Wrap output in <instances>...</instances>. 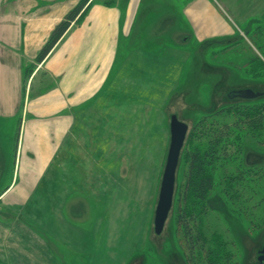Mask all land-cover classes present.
<instances>
[{"label": "rangeland", "instance_id": "obj_1", "mask_svg": "<svg viewBox=\"0 0 264 264\" xmlns=\"http://www.w3.org/2000/svg\"><path fill=\"white\" fill-rule=\"evenodd\" d=\"M127 1L91 0L63 41L72 36L75 42H80L82 27L88 23L94 33L98 32L100 20L90 18L94 12L96 16L101 11L117 9L123 24ZM176 1L174 7L183 23L182 27L178 26V34L165 32L162 27L154 33L141 34L137 19L131 25L130 34L124 35L122 29L120 35H113L107 54L88 50L86 45L66 51L62 42L52 50L47 62L36 61L26 69L31 115H22L17 125L0 119L3 124L0 196L12 181L8 176L13 161L22 155L23 121L41 123V138L54 137L48 132L51 127L42 122H54L56 114L47 111L48 118L44 119L43 105L39 106V102L47 95V105L52 104L54 98L49 95L61 85L64 75L70 74V68L60 67L61 61L71 60L73 56L80 64L92 61L86 68L87 75L103 68L107 70L106 64L102 68V61H107L109 66L106 77L99 82L95 79L93 87L85 84L89 90H98L92 94L85 92L86 97L78 108H66L61 113L63 119H70L67 121L70 129L59 132L55 138L74 141L76 155L72 164L64 166L67 175L63 182L55 179L54 173L48 174L26 205H0L2 219L10 220L11 226L17 225L14 229L6 228L8 243L14 244L9 247L13 264H25L26 255L34 257L27 254L30 248L25 247V236L30 237V233L22 222L28 219L37 221L34 229H45L47 241L59 253L54 254L59 264H193L189 256L193 253L177 224V205L187 178L185 157L190 134L204 114L212 119L211 115L221 113L219 120L233 121V114H222L224 108L237 101L228 98L232 91L250 88L264 93V0H206L212 13L206 10L194 25L184 11L188 7L197 9L200 17L201 0ZM114 30L117 31L112 24ZM92 36L98 37V34ZM79 67L82 78L85 71ZM254 100L263 101L264 96ZM172 115L187 123L190 131L177 172L173 209L165 230L156 235L154 217L170 146ZM65 150L59 154L65 155ZM30 151L27 153L37 154L32 148ZM93 151L102 156L90 162ZM231 172L237 178L241 176L237 179V188L230 190L223 172L216 173L200 227L209 248L215 252L216 239L224 241L234 255L232 263L259 264L258 253L264 245V126L261 134L243 139L242 152L231 166ZM71 185L75 188L72 194L76 200L87 198L92 207L89 219L78 226L62 218L55 222L53 217L49 219L44 214L48 202L54 198L65 199ZM56 188L58 193L54 195ZM18 191L10 200L19 195ZM21 226L25 233L18 238Z\"/></svg>", "mask_w": 264, "mask_h": 264}, {"label": "crops", "instance_id": "obj_2", "mask_svg": "<svg viewBox=\"0 0 264 264\" xmlns=\"http://www.w3.org/2000/svg\"><path fill=\"white\" fill-rule=\"evenodd\" d=\"M60 1L63 0H6V2L5 0H0V119H2V122L7 121L17 125L22 115H31V106L28 101L30 99V92L25 79L26 69L36 62L41 50L49 41L56 26L78 5V0H71L67 4ZM127 2L123 24L120 21L122 14L117 9L107 10V12L104 10L97 13L96 16L94 12V14L90 15V18L97 17V19L100 20L101 26L98 32L96 31L94 33V28L88 23L85 28H83L84 26L82 27L83 38L80 42H75V38L72 36L65 42L63 41L64 36L57 45H65L64 49L66 51L71 50L73 47L78 49L79 46L86 45L88 50L101 51L107 54L111 50L112 40L114 39L113 35H120L122 29L124 35L130 34L131 25L135 23L137 19L139 22L138 24L141 25V34L154 33V30L158 27H162V29H165L164 31L168 33H180L179 27H182L183 23L180 21L178 9L174 7L175 4H177L176 0H128ZM200 2L202 8L200 17L198 16L197 9H189L188 7L184 11L186 18H188L193 25L197 21H200L201 17H203L202 13H205L206 10L210 14L212 13L211 6L206 4V0H201ZM157 4L160 6L158 7ZM215 19L214 17V20ZM112 24L117 29L116 32L115 30L112 31ZM68 33L69 31L66 34ZM93 34H98V37H93ZM57 52L55 51L56 54ZM51 53L49 55H51ZM47 58L43 61L44 63L48 61ZM70 59L71 60L61 61L60 63V67L70 68V74L64 75L61 85L58 86L52 95H49L53 96L54 100L50 97L53 103L47 105V95L46 98L44 96V100L39 102V106L43 105L42 111L44 112V119L48 118L46 114L47 111H54L56 114L54 122H42L44 123L43 125L51 127L48 129V132H51L54 137H51L53 139L50 140L41 138V123L35 125L31 124L30 120H28L29 123L26 122V120L23 121L22 132L24 138L21 142L22 149L20 152V155H22L20 159L17 157L16 161H13L12 172L10 176H8L12 181L0 196V205L3 204V206L7 205L9 207L19 203H21V205H26L34 194V191L40 187V184L45 180L48 174L54 173L52 174L54 178H60L63 182L65 175H67L64 166H69V164H72L76 159V155L73 154L75 142H71L72 140L68 138H55L59 132H68L70 129V126L67 124V121L70 122V119H63L61 113L66 110V108H78L83 103L81 100L86 97L83 96L86 94L85 92L89 91L88 93L92 94L96 89L98 90V88L89 90L85 88V86H87L85 84L88 83L90 87H93L95 85V79L99 82L100 79L106 77L109 66L107 61H102V68L105 67L106 64L107 70L103 68L100 72L94 71L87 75L86 68L91 65L92 61H90L91 63L88 61V63L83 62L80 64L76 56ZM97 63L99 65L100 60H98ZM80 65L85 71L82 78H80ZM101 66L98 67L101 68ZM93 70H95V68ZM2 125L3 124H0V130L3 128ZM15 127L16 126H14V128ZM35 134H37L38 137H34ZM0 140H2V138H0ZM73 145L74 147H72ZM38 147L39 150L37 151L36 149ZM31 148L37 154L27 153L32 152L30 151ZM63 148L66 149L65 155L59 154ZM54 163L56 164L55 166H53ZM68 176L71 178L72 175ZM19 179H21V185H18ZM72 186L73 185H71L70 188L68 187L65 199L61 200L60 198H54V201L52 200L51 203L49 201L48 205L44 208V214L46 213L47 216L49 215V219L53 217L55 222L62 218L63 221L66 220V223L78 226V224L84 223L89 219L92 207L87 198L86 200H76L77 198L72 194L75 193L73 191L75 188L73 189ZM16 190H19V195L10 200V196ZM57 193L58 189L56 188L54 195ZM10 222V220L6 221L0 216V254H2V256L0 255V261L4 264H13L9 247H14V244L10 245V243H8L10 237H8L6 228L12 227L14 229L17 225L11 226L9 225L11 224ZM34 222L36 223L37 221L34 220ZM34 222L33 219L24 220L22 222V224L24 223L23 227L28 229L30 233V237L27 235L25 236L27 239L25 247L30 248L27 254L34 256L31 257L26 255L23 262H25V264H59L54 255L59 253H56V251L52 249L53 244L47 241L48 238H46L45 229L42 231H39L40 229H34ZM15 223H19L20 225L18 221ZM52 225L55 227L54 224ZM23 227L19 228L20 234L17 236L18 238L21 236L22 232L25 233ZM41 234L45 237H40L39 235ZM12 240L14 241L13 237ZM24 251L26 252V250ZM24 251H22V253Z\"/></svg>", "mask_w": 264, "mask_h": 264}, {"label": "trees", "instance_id": "obj_3", "mask_svg": "<svg viewBox=\"0 0 264 264\" xmlns=\"http://www.w3.org/2000/svg\"><path fill=\"white\" fill-rule=\"evenodd\" d=\"M90 1L81 0L56 26L36 61L42 63L48 57L70 30L72 24L79 20ZM236 100L230 107L224 108L222 113L233 114L232 122L219 120L217 117L221 113L211 115L214 116L212 119L204 114L190 134L189 149L185 157L187 178L180 203L177 205V224L186 238L188 248L193 253L189 255L193 264H235L232 263L234 255L230 253L224 241L216 239V252L209 248L200 226L206 215V198L213 188L216 173L223 172L222 174L229 181L230 190L237 188L241 176L238 178L234 176L231 166L242 152L243 139L247 135L254 137L263 131L264 100L259 102L257 100ZM100 156H102L100 152L93 151L90 155V162L94 158L99 159ZM206 252L208 253L204 254ZM0 264L4 263L0 261Z\"/></svg>", "mask_w": 264, "mask_h": 264}, {"label": "water", "instance_id": "obj_4", "mask_svg": "<svg viewBox=\"0 0 264 264\" xmlns=\"http://www.w3.org/2000/svg\"><path fill=\"white\" fill-rule=\"evenodd\" d=\"M262 96L263 93L255 92L253 89L249 88L232 91L228 97L230 100H254ZM189 131L190 127L187 123L181 121L177 115L171 116L170 146L154 217V232L156 235H161L165 230L170 213L173 209L177 172ZM258 261L260 264H264V246L260 252Z\"/></svg>", "mask_w": 264, "mask_h": 264}, {"label": "flooded vegetation", "instance_id": "obj_5", "mask_svg": "<svg viewBox=\"0 0 264 264\" xmlns=\"http://www.w3.org/2000/svg\"><path fill=\"white\" fill-rule=\"evenodd\" d=\"M254 90V89H253ZM255 91V90H254ZM255 92H259V91H255ZM262 93V92H261ZM229 96V95H228ZM263 96H264V93H263ZM262 96V97H263ZM229 98V97H228ZM261 98V97H260ZM234 100H236V99H234ZM239 100H242V99H239ZM244 101H250V100H244ZM264 246V245H263ZM263 249V248H262ZM262 250H260V252H261ZM260 252L258 253L259 254V256H260ZM259 256H258V258H259ZM259 262V261H258ZM260 264V263H259Z\"/></svg>", "mask_w": 264, "mask_h": 264}]
</instances>
